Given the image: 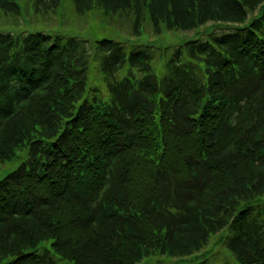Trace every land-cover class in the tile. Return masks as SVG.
Returning <instances> with one entry per match:
<instances>
[{
    "label": "trees",
    "instance_id": "trees-1",
    "mask_svg": "<svg viewBox=\"0 0 264 264\" xmlns=\"http://www.w3.org/2000/svg\"><path fill=\"white\" fill-rule=\"evenodd\" d=\"M89 12L127 37H198L156 58L56 30ZM9 163L0 264H151L215 235L264 264V0H0Z\"/></svg>",
    "mask_w": 264,
    "mask_h": 264
},
{
    "label": "rangeland",
    "instance_id": "rangeland-1",
    "mask_svg": "<svg viewBox=\"0 0 264 264\" xmlns=\"http://www.w3.org/2000/svg\"><path fill=\"white\" fill-rule=\"evenodd\" d=\"M88 15L84 18H73L71 19L72 23L71 25L69 23H66V25L69 27L67 29H56L60 32H66L68 34H75L76 36H79L83 39L89 38L92 40H95L96 38H102V37H113L115 40H120L123 42L127 49L130 50L134 47H140L144 45H154V50L157 49L156 52V58L163 55H169V53L179 45L184 44V42L188 39H195V37H198V34L196 33L194 35L195 31H174L168 32L163 31L161 35L155 34L152 32L151 23L147 22L146 26L142 30V34L140 36H130L127 37L126 34L123 33V31L120 29V27H116L113 25L108 24V22L103 23L101 20H98L99 17L97 15L93 16L92 12L87 13ZM97 18V19H95ZM95 19V20H94ZM214 25H211L209 28L211 29H218V30H224L225 27L222 24H217L214 27ZM224 27V28H223ZM208 29V30H209ZM205 31V30H201ZM157 60V59H156ZM161 65V66H160ZM160 65H157V68L161 71H163V65L160 63ZM19 161H22V159H19ZM16 167V164L9 163L0 168V180L3 179L5 175H7L9 172H11ZM216 235L211 237V241L199 252H195L192 255L183 256L181 257H163L158 264H241L240 261H237L232 253L229 250H226L222 245H219L216 243ZM53 241L52 238H49L48 240L42 241L38 243L36 247H30L26 251H33L36 252H46L47 250L51 249V242ZM158 259L153 261L151 264H157ZM5 264V263H3ZM58 264H73L67 260L61 259L58 260ZM147 264V263H143Z\"/></svg>",
    "mask_w": 264,
    "mask_h": 264
}]
</instances>
